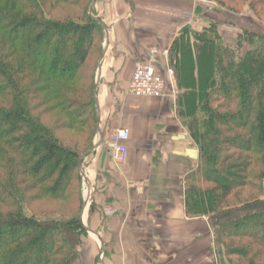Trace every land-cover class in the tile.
<instances>
[{"label": "trees", "instance_id": "16d2710c", "mask_svg": "<svg viewBox=\"0 0 264 264\" xmlns=\"http://www.w3.org/2000/svg\"><path fill=\"white\" fill-rule=\"evenodd\" d=\"M217 1L264 19V0ZM93 2L0 0V264H85L81 157L105 37ZM236 44L215 26L187 28L172 50L179 86L192 87L179 113L200 148L186 212L208 218L218 264H264V33L246 27ZM47 202L60 209L36 211Z\"/></svg>", "mask_w": 264, "mask_h": 264}, {"label": "crops", "instance_id": "0c3cea01", "mask_svg": "<svg viewBox=\"0 0 264 264\" xmlns=\"http://www.w3.org/2000/svg\"><path fill=\"white\" fill-rule=\"evenodd\" d=\"M247 10L210 9L201 0H94L105 37L96 73V133L81 157V173L93 192L92 205L81 214L88 231L81 249L85 264H216L208 218L186 212V177L199 164L200 148L179 113V97L192 87L179 86L180 68L171 54L187 28L203 32L215 26L222 44L236 47L244 28L256 30L243 23ZM185 38L195 63L198 42L193 35ZM153 48L161 52L156 65L169 81L170 97L130 93L134 71ZM168 67L175 70L174 80ZM194 76L198 82L197 69ZM122 127L131 136L127 161L117 164L109 142Z\"/></svg>", "mask_w": 264, "mask_h": 264}, {"label": "built area", "instance_id": "2783aa9c", "mask_svg": "<svg viewBox=\"0 0 264 264\" xmlns=\"http://www.w3.org/2000/svg\"><path fill=\"white\" fill-rule=\"evenodd\" d=\"M201 1L207 3L210 9L220 5L216 0ZM160 54L159 49L153 48L148 60L136 68L130 83V93L132 95L155 98L170 97V92L168 91L169 81L158 72L156 65ZM168 75L171 80H174L175 70L173 67H168ZM130 136L131 130L128 127L117 128L111 134L109 147L112 151L113 160L117 164H123L127 161V141ZM86 192L89 194L90 188Z\"/></svg>", "mask_w": 264, "mask_h": 264}, {"label": "rangeland", "instance_id": "374dc122", "mask_svg": "<svg viewBox=\"0 0 264 264\" xmlns=\"http://www.w3.org/2000/svg\"><path fill=\"white\" fill-rule=\"evenodd\" d=\"M217 1V0H216ZM218 2V1H217ZM219 3V2H218ZM220 4V3H219ZM204 5H207V3H204ZM250 16H245L242 18V20L244 21L243 23H245L246 26L248 25H254V27H256V30L257 31H260L261 33H264V19H260L252 10H250L248 8V10L246 11ZM261 20V21H258V20ZM250 27V26H249ZM82 175V182H81V187H82V201H83V207H82V210L83 209H89L90 208V205H92L93 203V192H92V188L90 189L91 190V193L87 194L86 190L89 188V182H88V179L85 175V173H81ZM185 188H186V182H185ZM39 205V204H38ZM38 205L36 207V211H41L43 210L45 207H47V211H51V212H54L56 213V211H58L60 209V204H55V203H50V202H47V203H44L43 205H39L40 209H38ZM33 212H32V211ZM31 210H27V214L29 215H32L35 211L33 209ZM82 212V211H81ZM88 243V238L87 237H84V241H83V245L81 247V249L87 245ZM213 251H214V254L216 256V253H215V243L213 245ZM99 259L100 260H103V255L100 254L99 255ZM216 260H217V256H216ZM216 264H218V262L216 261Z\"/></svg>", "mask_w": 264, "mask_h": 264}]
</instances>
